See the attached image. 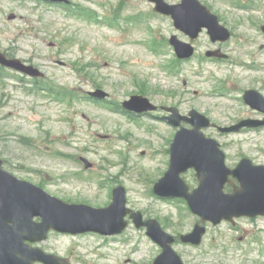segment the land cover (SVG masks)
<instances>
[{"label": "rangeland", "instance_id": "374dc122", "mask_svg": "<svg viewBox=\"0 0 264 264\" xmlns=\"http://www.w3.org/2000/svg\"><path fill=\"white\" fill-rule=\"evenodd\" d=\"M69 1L66 9L34 0H0V51L46 76L36 83L27 77L21 81L20 74L0 69V157L5 169L63 201L95 208L108 207L113 190L124 186L128 207L142 212L146 220H158L174 236L192 232L200 219L185 201L159 200L153 194L168 170L177 129L153 115L134 122L106 107L120 106L122 111L123 102L143 95L159 107L178 108L182 115L197 110L220 126L260 117L237 97L243 88L264 87V50L259 49L264 38L257 27H250L249 19L264 24V0H244L254 3L250 13L236 10L234 0H202L212 9H223L226 19L234 22L242 42L226 47L233 58L245 62L194 61L181 66L177 75L168 71L171 55L160 52L178 32L147 0ZM83 10L96 20L84 18ZM11 14L16 20H8ZM244 35L259 39L246 42ZM205 45H200L201 53L210 47ZM98 89L109 94L105 101L88 96ZM205 134L220 142L230 168L245 157L264 164V130ZM80 157L94 168L86 171ZM183 178L190 189L197 187L193 171ZM40 246L73 264H152L161 252L146 230L133 224L121 236L104 237V248L95 235L56 233ZM174 250L185 264H264V217L242 218L234 226L208 223L200 247L176 242Z\"/></svg>", "mask_w": 264, "mask_h": 264}, {"label": "water", "instance_id": "95a60500", "mask_svg": "<svg viewBox=\"0 0 264 264\" xmlns=\"http://www.w3.org/2000/svg\"><path fill=\"white\" fill-rule=\"evenodd\" d=\"M149 1L155 4V12L172 17L175 27L192 38L197 37L203 28H208L214 39L226 41L229 37L227 30L219 25L218 18L198 0H183L178 5H170L165 0ZM14 19V14L9 16V20ZM171 43L180 57L192 55L191 45L180 43L176 37L172 38ZM0 65L30 77H44L37 68L27 66L18 59L9 60L2 53ZM91 96L106 99L108 95L98 90ZM245 99L252 108L264 113V98L259 93L249 91ZM123 107L137 114L157 109L143 96H133L124 102ZM166 111L171 113L167 120L172 126L180 127L182 122L193 126L192 129L182 127L176 134L171 145L169 170L154 187V193L161 198L184 199L192 213L201 219L193 232L182 235L179 240L199 246L206 234L207 222L217 226L223 221L234 223L236 218L264 216V166H256L251 160L243 159L236 169H229L220 144L206 138L202 132V129L213 126L207 117L197 111L185 117L176 108ZM261 126H264V121H244L236 127L220 128V131L230 133L244 127ZM81 160L86 169L93 167L87 159ZM2 164L0 160V264H70L68 260L32 248L29 243L45 241L52 230L74 235L86 232L119 235L129 224L125 219L128 214L136 227L147 228V235L162 248L154 264H184L173 249L176 242L174 236L165 232L157 220L144 221L142 213L127 208L126 189L123 186L114 190V200L109 207L97 209L53 197L42 188L3 171ZM191 169L195 170L199 180L198 188L193 191L181 176ZM230 177L236 179L239 185ZM227 184L233 186L231 193L225 192ZM36 218L40 222L36 223Z\"/></svg>", "mask_w": 264, "mask_h": 264}, {"label": "flooded vegetation", "instance_id": "af4514ba", "mask_svg": "<svg viewBox=\"0 0 264 264\" xmlns=\"http://www.w3.org/2000/svg\"><path fill=\"white\" fill-rule=\"evenodd\" d=\"M200 1L203 4L207 5L208 7H210L204 1H202V0H200ZM249 2L251 3V1H249ZM238 3L240 5H238ZM232 5H233V7L235 9H236V7L237 8H247V4L245 3L244 0H234L232 2ZM211 10L219 17L221 23L226 28H228V30L230 31V35H231L230 40L227 41V42H212V40L210 39L207 31L203 30L202 33L199 35V37L195 41H192V44H193L194 49H195V53H194V55L190 59H181V58H179L177 55L174 54L173 48L169 45V47H168L169 53L171 55L172 62L176 66L181 67L183 65L186 66V65H189V64H194V61H196L200 65H202L204 63H207V62L209 64L210 63H225V64L235 63V64H238V62H241V64H243L245 62V61L244 62L243 61H240L241 59L240 60H237V59L233 58L234 57V54L230 51L229 48L226 47L228 44L232 43L233 41H237V44H241V42H242L241 41V38L239 37V35L236 34V32L234 30V22H232V21L229 22L228 19H226L225 14H224V11L220 7H218L217 9H212L211 8ZM218 10H221L222 12H220ZM239 11L244 12L243 10H239ZM245 13H250V11H246ZM226 14L227 15H230L228 12H226ZM249 19L251 20V26L250 27L256 28L257 26L260 25V22L255 21V19L253 18V16H249ZM262 25H264V24H262ZM177 36L183 42H189V41H191L190 38L187 37L183 33H178ZM243 37L246 39V42H248V38H250L251 40H258L259 39L258 36H252V35H248V37H246L244 35ZM262 37L264 38V35ZM205 44L209 45L210 47H208L203 53H201L200 45L205 47L206 46ZM259 49L261 51L264 50V43L260 45ZM212 50L220 51L222 54L226 55V58H224V59L209 58L207 56V53L208 52H211ZM233 51H237L236 50V47L233 49ZM250 56H253V55H250ZM24 63H26V62H24ZM26 64H28V63H26ZM262 83L264 84V82H262ZM248 90H257L258 92H260L261 94L264 95V87L263 88H260V87L253 86V87H248L245 90L243 88L242 89L241 96L238 99V101L242 102V104H243L244 107L249 108L251 110V112H254L256 114H259L260 117H257V116H255V117L248 116V117L242 118L240 120H235L234 121L235 122L234 124H238L239 122H241L243 120H246V119H251V120H263L264 119V116L262 115V113H260L259 111L254 110V109L248 107L247 105H245V102H244V99H243V94L246 91H248ZM160 107H163V106H160ZM157 119L163 120V116H157ZM234 124H232V125H234ZM263 129L264 128L255 129V130H252V129H243L239 135L245 134V133H248V132H251V131L263 130ZM210 130L215 131V132H218L217 129H210ZM251 160L254 162L253 159H251ZM5 165H6V162L4 160V169H5ZM88 235H95V236L100 237L102 239V241H103V248H104V235L103 236H100V235H97V234H87V235H80V236H73V237H83V236H88ZM71 262H72V260H71Z\"/></svg>", "mask_w": 264, "mask_h": 264}]
</instances>
